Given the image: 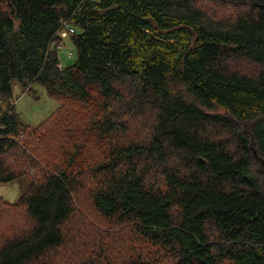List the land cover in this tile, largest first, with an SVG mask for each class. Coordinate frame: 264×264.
I'll return each mask as SVG.
<instances>
[{
	"label": "trees",
	"instance_id": "16d2710c",
	"mask_svg": "<svg viewBox=\"0 0 264 264\" xmlns=\"http://www.w3.org/2000/svg\"><path fill=\"white\" fill-rule=\"evenodd\" d=\"M13 81L58 108L24 125ZM253 152L264 0H0V264H264Z\"/></svg>",
	"mask_w": 264,
	"mask_h": 264
},
{
	"label": "rangeland",
	"instance_id": "374dc122",
	"mask_svg": "<svg viewBox=\"0 0 264 264\" xmlns=\"http://www.w3.org/2000/svg\"><path fill=\"white\" fill-rule=\"evenodd\" d=\"M93 1L98 2L99 0ZM61 41L63 43H60L59 45L62 47L60 48L57 46L56 52L58 55L60 66L66 67L73 63L75 50L69 39ZM69 53H72L73 55L70 58L68 57ZM12 87L13 96L14 98H16V111L19 114L21 122L24 125L30 127L37 126L59 106L58 102L49 98L45 90L39 85L33 86V89L37 92L38 100H34L27 93H24V90L16 81H13ZM235 123L241 131L243 130V128H245L239 123ZM244 135L247 136V133L244 132ZM250 170L255 178L259 190L264 195V164L259 159V157L254 154V152L251 154ZM25 184V177L17 178L5 184L0 183V198L6 203H15L24 192Z\"/></svg>",
	"mask_w": 264,
	"mask_h": 264
},
{
	"label": "built area",
	"instance_id": "2783aa9c",
	"mask_svg": "<svg viewBox=\"0 0 264 264\" xmlns=\"http://www.w3.org/2000/svg\"><path fill=\"white\" fill-rule=\"evenodd\" d=\"M61 30H60V32H59V38H60V40H66V39H68L69 38V36L71 35V34H73L74 33V31H75V29H74V27L73 26H71L69 23H67V22H61ZM60 48L62 47V46H59ZM72 56V53H69L68 54V57L70 58Z\"/></svg>",
	"mask_w": 264,
	"mask_h": 264
},
{
	"label": "water",
	"instance_id": "95a60500",
	"mask_svg": "<svg viewBox=\"0 0 264 264\" xmlns=\"http://www.w3.org/2000/svg\"><path fill=\"white\" fill-rule=\"evenodd\" d=\"M255 154V153H254ZM264 164V162H262Z\"/></svg>",
	"mask_w": 264,
	"mask_h": 264
}]
</instances>
